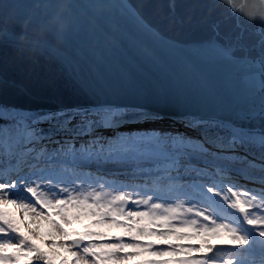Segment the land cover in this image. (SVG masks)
<instances>
[{"label":"snow or ice","instance_id":"6c2138e0","mask_svg":"<svg viewBox=\"0 0 264 264\" xmlns=\"http://www.w3.org/2000/svg\"><path fill=\"white\" fill-rule=\"evenodd\" d=\"M0 52V264H264V0H0Z\"/></svg>","mask_w":264,"mask_h":264},{"label":"water","instance_id":"95a60500","mask_svg":"<svg viewBox=\"0 0 264 264\" xmlns=\"http://www.w3.org/2000/svg\"><path fill=\"white\" fill-rule=\"evenodd\" d=\"M177 2L191 4L195 3V0H177ZM166 25L167 21H161V26ZM2 56L3 53L0 52V57ZM11 76L25 89V95L38 104L50 103L58 94L68 90L65 78L59 73H54L52 66L44 60L13 67Z\"/></svg>","mask_w":264,"mask_h":264},{"label":"bare ground","instance_id":"6f19581e","mask_svg":"<svg viewBox=\"0 0 264 264\" xmlns=\"http://www.w3.org/2000/svg\"><path fill=\"white\" fill-rule=\"evenodd\" d=\"M213 243H216V241H213Z\"/></svg>","mask_w":264,"mask_h":264}]
</instances>
